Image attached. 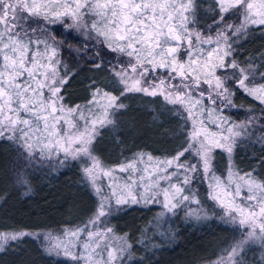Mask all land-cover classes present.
Wrapping results in <instances>:
<instances>
[{"label":"snow or ice","instance_id":"obj_1","mask_svg":"<svg viewBox=\"0 0 264 264\" xmlns=\"http://www.w3.org/2000/svg\"><path fill=\"white\" fill-rule=\"evenodd\" d=\"M198 7L197 0H64L63 4L58 0H47L46 3L40 0H0V137L18 141V147L25 151L28 159L37 150L41 155L63 152L66 158L75 159L81 155L90 157L93 166L84 172L94 185V169L99 167V162L91 157L89 146L98 134L97 125H114L108 110L112 109L114 116L124 109L126 105L118 101L127 93L160 96L167 104L185 113V125L190 122L191 127L190 132L182 133L187 137L186 146H182L171 159L163 162L165 168H172L173 171L162 178L170 180L172 176H176L188 187L192 196L183 194L184 187L171 185V193L168 189L163 190L164 207L172 211L179 204L195 199L191 184L202 176H211V199L218 201L226 210L229 222L246 225L249 229L247 239L237 242L228 252V261L232 264L247 241L259 239L264 242V182H256L250 178V174H246L248 179L238 177L247 189L248 195L243 199H246L248 205L242 207L235 204V198L241 195V185L234 183L233 173L229 170L226 183L234 184L233 196L225 188V182L214 175L211 165L215 149L231 155L234 138L240 135L233 129L244 126L235 125L222 114L213 118V112L222 113L225 109L234 107V93L229 85H234L237 90L264 106V84H252L257 74L264 80V72H259L252 64L242 67L232 58L233 42L245 35L248 26L264 28V0L258 6L251 0H213L210 9L214 12L212 25L206 27L209 30L218 29L214 38L203 36L195 30ZM58 8H63L64 11H58ZM86 14L96 19L86 23L83 19ZM232 16L238 18L239 24L228 23ZM64 17L71 18V24L67 26L69 29H84L87 35L94 34L93 43L98 40L110 53L127 58L124 63H116L110 69L117 83L122 86L120 96L111 95L94 85L93 102L97 96L103 100L104 104L100 109L102 115L91 118L90 127L74 136L67 132L62 134L59 127L62 123L73 128L74 125L61 117L65 110L59 105L60 87L56 85L62 86L66 81L56 79L54 65L58 61L54 57L57 48L53 45L57 42L53 39V44H49L48 40L52 38H45L44 29L38 26L41 18L46 24H55ZM69 35L71 36V31ZM203 45L212 47L205 50ZM182 49L184 59L180 60ZM213 53L216 54L214 60ZM94 55L96 60L93 62L99 68L101 64L96 61L101 57L99 53ZM160 69L165 71L166 79L153 76ZM218 71L221 75L216 74ZM149 76H153L157 82L149 80ZM45 89L49 93L47 99L44 97ZM203 100H209L212 107L206 109ZM217 104L222 107L216 108ZM201 116L211 120L213 125L221 128L222 133L226 131L228 135L221 134L217 137L215 133L208 132ZM186 154L193 156L196 162L184 163L182 158L186 160ZM148 159L151 160V157ZM132 169V164L120 168L125 172ZM112 192L113 195L116 194L114 189ZM145 193L147 194L138 200L129 191L127 198L123 194L118 196L115 204H137L141 200L146 204L158 202L155 192L145 188ZM224 196L228 197L227 203L222 198ZM104 207L102 203L96 219L90 223H95L107 214L103 211ZM257 220L262 222L257 225ZM81 232L92 243L84 242L81 245L83 253L76 254L74 242L79 241ZM107 232L110 233L111 229ZM32 235L39 234L24 231L0 233V250L9 241ZM66 235V242L46 249L48 254L69 256L77 264L80 260L84 264H98L95 259L98 256L96 249L100 248L98 241L102 240L104 233L94 234L86 228H78ZM115 259L116 249L107 250L108 264Z\"/></svg>","mask_w":264,"mask_h":264},{"label":"trees","instance_id":"obj_2","mask_svg":"<svg viewBox=\"0 0 264 264\" xmlns=\"http://www.w3.org/2000/svg\"><path fill=\"white\" fill-rule=\"evenodd\" d=\"M197 3V28L204 33L215 32L217 29L206 27L212 25L213 0ZM237 20L232 16L228 23ZM52 35L62 42L60 54L68 77L61 93L67 104L88 100L94 85L120 95L122 87L110 69L124 63L126 57H117L104 44L86 42L73 33L70 36L56 29ZM95 53L101 57L96 61L101 64L99 68L93 62ZM232 57L240 65L252 64L264 72L262 28L252 29L236 41ZM153 76L167 78L163 69ZM153 76L148 79L155 83ZM120 99L126 107L115 114L114 125L100 129L94 143L95 152L105 163L124 162L140 151L171 156L186 146L183 117L160 96L127 93ZM232 104L234 107L223 112L236 120L248 116L259 122L258 132L236 145L235 161L264 182V106L237 88ZM97 207V196L79 161H59L38 150L28 159L18 141L0 137V231L59 232L67 226L84 225ZM159 210L155 204H130L117 206L107 214L106 222L115 233L125 235L130 245L122 264L209 263L226 255L242 238L239 227L218 215L195 217L178 209L161 221ZM46 249L41 237L24 236L0 250V264H76L68 257L48 254ZM243 255L248 264H264V242L249 245Z\"/></svg>","mask_w":264,"mask_h":264},{"label":"rangeland","instance_id":"obj_3","mask_svg":"<svg viewBox=\"0 0 264 264\" xmlns=\"http://www.w3.org/2000/svg\"><path fill=\"white\" fill-rule=\"evenodd\" d=\"M40 2L46 3L47 0H40ZM58 2L60 4H63L64 0H58ZM82 2H83V0H82ZM101 2H103V0H101ZM251 2H253L254 5L258 6L260 4L261 0H251ZM57 10L61 11V12L64 11L63 8H58ZM83 19L86 23H91L96 18L92 15L86 14V15H84ZM42 22L43 21L41 18V23L38 26L40 28H42L44 25L43 36L45 38H48V37L52 38V39L48 40V43L53 44V39L57 42L53 45L54 47L57 48V54L54 57V60L58 61V63L54 65L56 68V72H57L56 79L57 80L63 79L64 81H66V79L68 77V73H67V69H66V63L63 62V60L61 59V54H60L62 42L59 41L58 39H55L54 36L52 35V33L56 29H58L60 33L71 31V33L76 34L77 36H80L86 42H93L92 36H94V34H92L91 36L87 35L86 30H84V29H75V28L69 29L67 26L69 24H71V18L70 17H64L61 21H58L55 24H46V23L42 24ZM239 22L240 21L237 20V21L233 22L232 24H239ZM255 28H261V27L248 26L245 35L240 36L234 40L233 49H234V44L236 43V41H238L241 38H244L252 29H255ZM49 30H51V31H49ZM195 30L201 32L203 36H212L213 38L216 35V31H218V29H217L213 33H204L201 30H199L197 28V26H195ZM262 31L264 32V28H262ZM98 42L99 41L97 40L95 43H98ZM202 47L205 50H208L212 46L211 45H203ZM40 50H41V52H43V48H41ZM215 55L216 54L213 53V60L215 59ZM179 59L180 60L184 59L183 49L181 50V55L179 56ZM41 63H44V61L41 60ZM241 66L246 67L243 65H241ZM216 74L221 75V73L219 71ZM228 75H231V73H228ZM174 83H175V81H174ZM252 84L259 86L261 84H264V81H261L259 79V77L256 76V79L252 82ZM56 86L60 87V92L58 95L61 98V100L59 101V105H62L64 110H65L64 113L61 114L62 120L70 121L71 125H74V128H73V127H69L68 124L62 123L59 126L62 134L64 132H67L69 135L74 136V135H77L79 133H83L86 128L90 127V119L91 118L99 117L102 115V113L100 112V109L103 106L104 102L99 96H97L95 98V102H93L92 93L95 91V89H93L91 91V95L89 96L88 100L74 104V105H69L63 99V95L61 93L62 86H60L59 84H57ZM203 87H204V85L201 86V88H203ZM229 88L234 93V90L236 89V87L234 85H229ZM100 89L110 93L111 95L120 96L118 94H115V92L106 90L104 88H100ZM206 95H207V93H206ZM48 96H49V93L45 89L44 97L47 99ZM118 102L123 104L121 99ZM202 103L206 109L212 107L209 100H203ZM173 107L175 108V110L177 112L180 113V115L183 117V120L185 123V113H183L182 111L177 109L175 106H173ZM216 108H220L219 104L216 105ZM70 110H75V111H70ZM108 111H109V118L114 119L115 115L114 116L112 115L113 110L109 109ZM218 114H222L223 116L228 117L229 121L234 122L235 125H237V126L243 125L244 127L243 128L234 127V129H233L234 132H239L240 135H238L234 138L233 151H232L230 156L228 153L224 152L221 149H215L213 151V162L211 165L212 171L216 177H219L222 182H225V184H224L225 188L227 189L228 192H231L234 196L235 195L234 184L229 185L226 183L227 174H228L229 170L232 171V173H233L232 179H233L234 183L241 185V195H240V197L235 198V204H238L242 207H246L248 205V202L246 201V199H243V198L248 195V192H247V189L243 186V182L241 180H239L238 177H245V179H248L249 176L246 174H250V178L255 180L256 182L260 183L262 181L259 180L254 175V173L252 171H247V170L241 169L235 161L234 154H235L236 145L238 144V142L241 139L248 137L250 134L253 135V134L258 132L259 122L257 119H255L253 117H248V116L242 117V119H240V120H236L235 118H233L230 115H227L224 112H222V113L213 112V118H215V116ZM81 116H83L84 118L81 119ZM200 119L204 120V126L208 130V132L215 133L217 135V137H219L221 134H223L225 136L228 135V133L226 131H224L222 133L221 128L217 127L216 125H213L211 123V120L207 119L206 117L201 116ZM250 121H251V123H250ZM185 126H186L187 131L190 132L191 131L190 122H189V125H185ZM224 127H227V126H224ZM101 128L102 127H99V125H97V132L98 133H99ZM97 135L92 140V143L89 146V151H90L91 157H95L96 160L99 162V167L94 169L95 184L93 185V183L88 179L90 182V185L92 186L93 191L96 194L97 199H98L97 211L100 209V206L102 203L105 205V207L103 208V211L107 214L111 210H113V208H115L117 206H121V205L115 204V199L122 194L125 196V198H127V193L129 191L131 192L132 195L136 196L138 200H140L142 195L147 194V193H145V188H148L150 191H153L156 193L155 199L158 202L147 203V204H155L159 207L160 210H159L158 215H159V218L161 221L164 220L165 218H167L169 215L171 216L174 212H176L179 209V210H184L189 215H192L195 217L207 216V215H209V216L210 215H218L219 217L223 218L225 221L229 222L227 219V216H226V210L221 206V204L218 201H215V200L211 199V197H210L211 189L209 188V184L212 182L211 176H207V177L202 176L198 180L194 181L191 184V188L193 189V191L195 193V199H190L189 201H185V202L179 204L176 209L169 211L164 207V203H163V190L164 189H168L169 192L171 193V191H172L171 185H177L180 187H184V189H185L184 193H183L184 195H188L190 197L192 196V193L189 192L188 187L184 186L181 183V180H178L176 178V176H172L170 180L167 178H162L166 174L171 173L173 171L172 168H165L163 162L167 159H171L172 156H174L176 153L171 155V156H159V155L151 154L149 152H141L140 151V152L136 153L135 156L131 157L130 159H127L124 162H121L118 164H108V163H105L97 155V153L94 150V147H95L94 143H95V139H96ZM75 146L76 145H74V147ZM46 156L48 158H53V159H56L59 161H63L65 159L71 158V157L66 158L65 155L63 154V152H60L58 154L55 152H51V153H48ZM149 157H151V160L148 159ZM75 159L81 163L83 171L85 169H88V168L93 166V161L88 156L81 155ZM182 161L184 163H189V164L196 162L195 158L191 155H187L186 160L184 158H182ZM129 164L134 165V169L129 170L127 172L120 170V168L122 166L127 167ZM105 173H109V175H106ZM112 189L115 190V193H116L115 195H113ZM203 194H205V196ZM222 198L225 200L226 203L228 202L227 196H224ZM197 200L199 201V203H196ZM173 202H175V201H173ZM137 204H146V203H144L141 200V202L137 203ZM127 205H130V204H127ZM97 211H96V213H97ZM96 213L93 216V218L91 220H89L87 223H85L84 225L74 226V227L67 226L62 231H59V232H51V231H39V232L35 231L34 232V231H27V230H25V231L22 230V231L31 232L34 234H39V235H33V236L41 237L42 240L44 241L45 245H46V248H49L50 246H53V245L63 244L68 239L66 234L69 231L75 230L78 228L79 229H85L86 228L87 231H91L94 234L97 232L104 233L102 240L98 241V243L100 244V248L96 249L98 256L95 257V259H97L98 264H108L107 250L116 249V259L113 260L111 262V264H122L124 259L126 258L127 253L129 252V247H125L126 245H129L125 235H118L117 233L114 232L112 227L106 222L107 214L105 216L100 217L98 220H96L95 223H90V221H93L96 219ZM261 222L262 221H260V220L256 221L257 225ZM229 223L236 225L237 227H239L243 231L242 238L239 241L247 239V232L249 229L246 225H238V224H235L232 222H229ZM108 229H111L110 233L107 232ZM12 232H17V231H0V233H12ZM257 235H259L258 229H257ZM93 239L95 240V237ZM84 242L92 243V241H87L86 235L84 234V232H81V234L79 236V241L74 242L76 245V248H75L76 254H82L83 253V249H82L81 245ZM261 243H262V241H260L259 239H257L254 242L250 241V240L247 241V243L244 245L243 251L240 253V255L238 257L235 258V260L232 262V264H248L243 259L244 258L243 254H244L246 248L249 245L261 244ZM93 246L95 247L94 244H93ZM105 246H107V247H105ZM60 256H64V255L61 254ZM64 257H68L71 259V257H69V256H64ZM75 263L77 264L76 261H75ZM79 264H84V261L80 260ZM204 264H229L228 253L226 255L220 257L219 259L213 261V262L204 263Z\"/></svg>","mask_w":264,"mask_h":264}]
</instances>
